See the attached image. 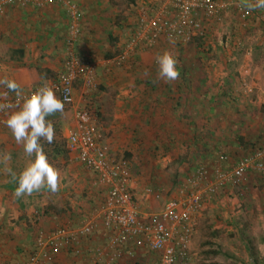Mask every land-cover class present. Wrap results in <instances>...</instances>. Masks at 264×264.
Here are the masks:
<instances>
[{
	"label": "crops",
	"instance_id": "0c3cea01",
	"mask_svg": "<svg viewBox=\"0 0 264 264\" xmlns=\"http://www.w3.org/2000/svg\"><path fill=\"white\" fill-rule=\"evenodd\" d=\"M69 1L78 8L81 15V33L75 42L73 52L92 65L96 85L98 90H101L85 91L81 81L75 82L74 107L84 105L85 99L90 98L92 94H96L94 98L91 97L94 103L96 99L103 101V96L100 94L104 93V89L121 85L125 89V84L126 87L132 84L131 79H125V76L122 80H119L121 78L118 75L114 77L116 70H113L115 68L112 62L116 57L110 58L111 53L114 55L116 53L114 47L123 48L125 44L127 52L135 53L139 60V65L135 68L139 67V71H145L140 80L134 81L140 84L138 96L123 94V96L109 97L113 103H123L122 127L104 128L98 127L97 124V129L98 142L106 152L117 154L124 145L134 152V159L138 160V168L133 167V171H128V188L141 220L146 221L149 214L156 210L160 211L168 200L175 197L176 188L173 187L174 195L171 192L167 193L166 189L169 190L172 184L181 182L182 177L187 174V168L195 164L193 158L196 151L209 149L206 146L207 142L196 143L197 136L203 137L207 134L196 130L192 119L197 114L201 117V111L207 114V117H214L216 113L225 115L228 109L207 103L196 106L195 92L192 89H185V87L191 88L194 84L191 78H187L189 72L195 71L198 67L194 64L178 63L180 77L175 81L165 82L159 78L157 56L162 55L166 50L169 51L170 47L176 48L175 44L161 40L153 48L142 49L138 46L130 51L128 44L136 33L135 26L139 15L142 12L152 15L153 12L161 10L165 7L164 0L146 2L136 0L134 1L136 16H130L128 12L121 20L115 13L111 0ZM228 15L229 12L218 24V30L222 33L228 26L222 24ZM68 23L69 19L58 3L41 7L28 4L23 7L16 2L2 6L0 8V78L15 79L21 85L24 96H28L44 82L52 84L62 72L68 57L66 44ZM235 23L233 25H236ZM111 41L113 44H110ZM260 47H264V8L257 11L254 9V50ZM199 82L196 81L197 84ZM203 83L201 80V84ZM216 83L219 86L223 84L217 81ZM216 83L214 85H217ZM183 85H185L183 92H180V87ZM3 89L4 87L0 86V92H3ZM65 108L68 113L64 117L58 113V121L61 120L64 124L59 134H55L54 139L57 141L61 136L66 149L68 131L73 127V108L67 106ZM224 115L217 116L221 118ZM7 116L8 114L4 116L0 124V155L5 152L10 153L11 160L8 167L18 177L34 157H28L22 145L16 144L11 130L6 125ZM135 117H140L141 120ZM146 119L149 121L146 122ZM153 123L154 128L150 130L148 127ZM149 124L150 126H146ZM152 135H155L154 139ZM134 136L138 139L134 140ZM60 156L56 158L58 162L56 167L61 171L59 191L51 193L50 190L44 189L21 198L14 196L18 181H13L4 171V165L0 164V264H33L34 257L37 258L34 264H91L97 260L99 251L105 254L99 264H155L157 256L150 252L145 244L138 242L139 240L117 246V250L127 258L134 256L137 260L123 258L116 262H108L106 253L113 251L109 246L112 235L105 229L103 221L95 210L105 201L107 188L101 186L97 176L86 170L67 150L65 156ZM162 160L168 161L166 169L174 167L183 170L179 171L178 180L169 182L167 177L162 175L164 174ZM205 160L210 161L208 157ZM128 164L130 165V161ZM74 168H78L79 171L72 175ZM146 177H150L152 184L146 183ZM69 178L73 179V186L70 189L67 188ZM159 179L163 182L159 181L160 183L157 184ZM167 184H170V187ZM150 185L157 186L156 191L153 190L154 188H148ZM148 189L152 193L147 194ZM72 194H75L76 198L65 205V200H68L67 197ZM154 195H158L159 198L155 199ZM162 197L165 201L161 199ZM85 223H91L93 231L78 235L69 247L43 252L37 248L36 238L39 233L49 234L50 230L55 228L75 231ZM196 230L190 246L191 256H194L192 247L194 249V240L198 235ZM37 252L41 254L37 256Z\"/></svg>",
	"mask_w": 264,
	"mask_h": 264
},
{
	"label": "rangeland",
	"instance_id": "374dc122",
	"mask_svg": "<svg viewBox=\"0 0 264 264\" xmlns=\"http://www.w3.org/2000/svg\"><path fill=\"white\" fill-rule=\"evenodd\" d=\"M134 1L136 0H111L119 20L125 18L124 14L128 12L130 16H136ZM229 1L239 2L248 10L247 0ZM260 9L255 8L256 11ZM250 11L251 13L247 16H240L235 10L229 11L230 15L226 16L222 23L228 25L226 29L229 31L224 28L223 33L218 30V23L200 18L199 31H196L195 37L189 43L176 45L174 49L170 47L169 51L179 63L189 62L198 66L195 71L189 72L191 76L189 74L187 76L194 83L190 89L195 92L196 106L212 102L209 103L211 106L226 107L228 110L225 111L226 116L219 113L224 115L221 118L217 116L219 115L217 113L214 117H207V114L201 111V117L197 114L192 119L196 130L207 134V136H199V142L204 141L205 144L207 142L206 146L209 149L196 151L193 158L195 164L187 168V174L182 177L180 183L176 182L172 184V187L167 184L170 187L169 190L166 189L167 193H172L173 187L176 188L174 192L176 195L181 188L187 192L193 190L190 179H187L199 166L207 169V181L210 182L213 179L212 168L217 166L220 170L228 172L239 158L251 154L258 148H264V47L254 50V9ZM110 44H113L112 41ZM124 46L126 45L119 49L114 47L116 53L115 55L111 53L110 58L116 57L112 62L115 68L113 70H116L114 77L118 75L121 78L119 80H122L125 76V79H131L132 84H128L130 85L128 87L125 84V89L122 85L104 89V93L100 94L103 96V101L96 99L94 103L91 97L94 98L96 94L85 99V102L91 103L97 112L98 127H122L124 122L123 103H113L109 97L140 94V84L134 81L140 80L145 71H139V67L135 68L139 65V60L135 53H127ZM121 57L123 59L117 63L116 60ZM195 80L200 81L199 84ZM216 81L224 85L219 86ZM215 83L217 85H214ZM96 89L101 91L98 87ZM205 91L215 92L212 101L207 102L206 95H203ZM218 92L223 96H218ZM67 113L68 110L64 108V112L60 114L64 117ZM116 115L120 118H116L118 117ZM139 118L135 117V119ZM147 121L149 120L146 119ZM148 128L153 129L154 123ZM152 138L154 139L155 135H152ZM137 139L138 137L134 136V140ZM57 142L59 146L63 145L61 136ZM153 148L155 149V146ZM64 150L66 152L65 147ZM119 150L117 154L108 151L107 154L110 157L113 156L112 159L115 158L117 162H125L128 171H133V167L137 169L138 160L134 159V152L126 145ZM47 155L52 160L51 163L57 166L56 158L60 155H53L51 149H48ZM222 155L227 159L220 162ZM207 157L209 162L205 160ZM60 158L65 157L60 156ZM167 162H164L162 175L167 177L169 182L172 180L175 182L174 179L179 178V171L183 170L174 167L166 169ZM74 169L72 175L79 171L78 168ZM145 181L152 182L150 177H146ZM159 181L160 179L157 184L163 182ZM67 184V188L70 189L73 186V179L69 178ZM148 188L155 190L157 186L150 185ZM67 198L65 205L76 198V195L72 194ZM161 199L165 201V198ZM102 204L95 209L101 220L99 211ZM158 212L159 210H156L152 213ZM196 229L198 235L194 240V249L192 247L194 256H191L190 264H264V173H252L243 183H229L219 187L214 195H207L196 218ZM54 230L56 228L50 231ZM151 257L154 259L153 256ZM123 258L127 256L122 253ZM134 258L133 256L127 259ZM155 264H158V260Z\"/></svg>",
	"mask_w": 264,
	"mask_h": 264
},
{
	"label": "built area",
	"instance_id": "2783aa9c",
	"mask_svg": "<svg viewBox=\"0 0 264 264\" xmlns=\"http://www.w3.org/2000/svg\"><path fill=\"white\" fill-rule=\"evenodd\" d=\"M16 2L23 7L28 4L41 7L59 3L69 18L66 42L68 57L62 72L51 85L58 89L56 94L62 100L67 95L65 106L73 108V127L66 138L67 152L86 170L93 172L98 183L107 188L99 215L103 226L112 235L109 246L113 251L106 253L108 262L122 259L117 246L139 240L157 256L158 264H166V258L167 264H190V246L196 229V218L206 196L214 195L223 185L243 183L252 173H264V148L239 158L228 172L217 166L212 168L213 179L210 182L207 181V169L197 167L189 180L193 190L187 192L184 188L179 189L177 195L168 200L158 213L149 214L146 221L141 220L128 188L129 172L126 163L112 159L98 142L97 112L93 105L85 102L80 107H74L75 82L81 81L85 91L97 88L92 65L73 52L81 33L78 8L68 0H0V8ZM246 3H255V0H247ZM163 6L152 15L147 12L139 15L136 33L128 44L130 51L138 46L142 49L153 48L161 40L175 45L187 44L199 31L200 18L220 24L229 11L235 10L240 16L251 13L250 8L247 10L243 4L229 0H165ZM16 99V95L9 92V101L15 103ZM9 111L0 112V124ZM226 159L222 155L219 160L223 162ZM146 193L152 192L148 189ZM154 197L159 198L158 195ZM93 229L91 223H85L75 231L60 228L49 234L39 233L36 245L41 252L57 251L69 247L78 235L89 234ZM40 254L37 252V256ZM104 256V252L99 251L97 260L91 264H99ZM32 261L34 264L37 258L34 257Z\"/></svg>",
	"mask_w": 264,
	"mask_h": 264
},
{
	"label": "clouds",
	"instance_id": "9594fccd",
	"mask_svg": "<svg viewBox=\"0 0 264 264\" xmlns=\"http://www.w3.org/2000/svg\"><path fill=\"white\" fill-rule=\"evenodd\" d=\"M250 9L264 8V0H255L248 3ZM179 61L171 51H164L157 56L158 76L165 82H172L180 77L177 67ZM0 86L6 91L0 92V112L10 110L6 125L11 130L17 145H22L24 153L28 157H34L20 172L19 176L8 167L11 160L10 153L0 155V164L4 165V171L13 181H18V187L14 192L16 198L31 196L44 189L56 193L60 189L61 171L50 162L42 140L51 144L55 138V128L48 117L63 113L67 95L62 100L57 96L55 89L49 82H44L41 87L29 96L23 95L21 85L15 79L0 78ZM9 92H14L16 102L9 101ZM167 264V258H166Z\"/></svg>",
	"mask_w": 264,
	"mask_h": 264
},
{
	"label": "trees",
	"instance_id": "16d2710c",
	"mask_svg": "<svg viewBox=\"0 0 264 264\" xmlns=\"http://www.w3.org/2000/svg\"><path fill=\"white\" fill-rule=\"evenodd\" d=\"M69 1V0H68ZM71 2V1H70ZM72 3V2H71ZM54 4V3H53ZM59 4V3H58ZM73 4V3H72ZM61 5V4H60ZM62 6V5H61ZM63 10H64V13H65V8L62 6ZM66 15V13H65ZM67 16V15H66ZM68 18V17H67ZM69 19V18H68ZM184 72H182L183 74ZM184 78V76H182ZM184 86L183 87H180V92H183V89H184ZM185 89H190V88H187L185 87ZM203 95H206V99H207V102L209 101H212L213 98H214V95H215V92H211V91H205V93ZM218 96H223V94H221L220 92L217 93ZM209 103H212V102H209ZM207 103V104H209ZM207 104H204L202 103V105H207ZM211 105V104H209ZM59 113V112H58ZM58 113L48 117V119L52 120L53 123H54V128H55V134H58V131H60V129L62 128L64 122H62L61 120L58 121ZM56 120V121H55ZM199 136L196 137V143H199ZM43 147H44V150L46 152V154H48V149H51V153L54 155H64L66 154L65 150H64V142H63V145L62 146H59L58 145V142L56 141V139L53 140V142L51 144L47 143L46 141L42 140L41 141ZM258 149H261V148H258ZM257 150V149H256ZM252 154V153H251Z\"/></svg>",
	"mask_w": 264,
	"mask_h": 264
}]
</instances>
